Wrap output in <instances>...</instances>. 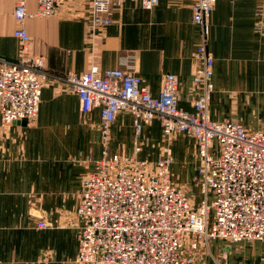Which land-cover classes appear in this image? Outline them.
Returning <instances> with one entry per match:
<instances>
[{
  "label": "crops",
  "instance_id": "crops-1",
  "mask_svg": "<svg viewBox=\"0 0 264 264\" xmlns=\"http://www.w3.org/2000/svg\"><path fill=\"white\" fill-rule=\"evenodd\" d=\"M191 4L160 0L146 10L140 0H127L113 8L114 23L96 31L92 41L91 1L71 0L61 15L27 19L30 54L43 58L57 76L80 75L92 66L102 72L118 69L121 60L133 55L152 96L160 95L165 74H175L179 108L193 112L201 31L192 22ZM258 5V0L215 1L209 18L208 49L215 61L209 112L214 121H236L264 132V36L255 27ZM15 6L16 0H0V58L9 61L21 53L13 35ZM35 8V0H28L29 11ZM99 124V108L83 115L78 96L53 79L42 89L32 124L0 123V264H76L79 192L102 154ZM136 141L138 157L155 162L165 145L160 120L144 125L137 135L132 115L119 114L111 128V151L132 155ZM172 151V180L198 205L197 144L177 135ZM42 219L49 228H38ZM204 246L199 250L204 264H264L263 242L216 240Z\"/></svg>",
  "mask_w": 264,
  "mask_h": 264
},
{
  "label": "built area",
  "instance_id": "built-area-1",
  "mask_svg": "<svg viewBox=\"0 0 264 264\" xmlns=\"http://www.w3.org/2000/svg\"><path fill=\"white\" fill-rule=\"evenodd\" d=\"M71 0H16L13 12L20 41V58H0V123L32 124L38 117L42 89L47 80L60 81L76 94L83 115L100 109L102 154L82 181L76 215L82 222L76 264H201L195 257L211 241L264 243V132L252 131L231 120L217 122L209 112L214 92V57L208 49L209 18L216 0H191L192 22L201 31L195 53L193 87L198 97L193 112L179 108V77L165 74L154 97L136 71L137 59L121 60V67L104 72L96 66L83 74L57 76L44 59L30 54L27 19L61 15ZM90 39L111 26L113 8L127 0H90ZM151 10L160 0H140ZM256 30L264 36V0H258ZM132 115L139 135L143 126L159 119L164 143L155 162L111 151V128L119 114ZM177 135L197 144V177L202 200L191 196L172 180V147ZM46 219L38 223L47 229Z\"/></svg>",
  "mask_w": 264,
  "mask_h": 264
},
{
  "label": "rangeland",
  "instance_id": "rangeland-1",
  "mask_svg": "<svg viewBox=\"0 0 264 264\" xmlns=\"http://www.w3.org/2000/svg\"><path fill=\"white\" fill-rule=\"evenodd\" d=\"M186 191H188V190H186ZM196 196L198 197V193H197V191H196ZM200 199V198H199ZM205 245V246H204ZM203 246L204 247H206V248H208V245H206V244H204ZM201 247V246H200ZM205 249V248H204ZM200 250V249H199ZM199 250L197 251V252H195V257H196V259L201 263V264H204L203 262H202V260H201V257H200V254H199ZM206 250V249H205ZM199 254V255H198Z\"/></svg>",
  "mask_w": 264,
  "mask_h": 264
},
{
  "label": "water",
  "instance_id": "water-1",
  "mask_svg": "<svg viewBox=\"0 0 264 264\" xmlns=\"http://www.w3.org/2000/svg\"><path fill=\"white\" fill-rule=\"evenodd\" d=\"M23 124H27L25 121L24 122H22Z\"/></svg>",
  "mask_w": 264,
  "mask_h": 264
}]
</instances>
